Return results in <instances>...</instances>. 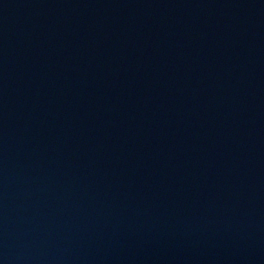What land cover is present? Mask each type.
<instances>
[{"label": "water", "instance_id": "obj_1", "mask_svg": "<svg viewBox=\"0 0 264 264\" xmlns=\"http://www.w3.org/2000/svg\"><path fill=\"white\" fill-rule=\"evenodd\" d=\"M0 264H264V0H0Z\"/></svg>", "mask_w": 264, "mask_h": 264}]
</instances>
